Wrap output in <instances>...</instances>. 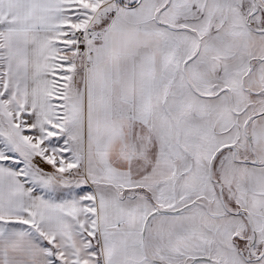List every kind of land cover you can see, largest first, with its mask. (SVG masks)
I'll list each match as a JSON object with an SVG mask.
<instances>
[{"label": "snow or ice", "instance_id": "snow-or-ice-1", "mask_svg": "<svg viewBox=\"0 0 264 264\" xmlns=\"http://www.w3.org/2000/svg\"><path fill=\"white\" fill-rule=\"evenodd\" d=\"M0 264H264V0H0Z\"/></svg>", "mask_w": 264, "mask_h": 264}]
</instances>
